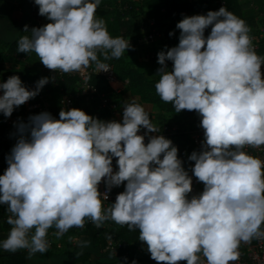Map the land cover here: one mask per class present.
I'll list each match as a JSON object with an SVG mask.
<instances>
[{
  "label": "clouds",
  "instance_id": "clouds-1",
  "mask_svg": "<svg viewBox=\"0 0 264 264\" xmlns=\"http://www.w3.org/2000/svg\"><path fill=\"white\" fill-rule=\"evenodd\" d=\"M34 2L50 22L31 28L17 51L35 52L50 70L80 72L94 63L97 72L108 71L98 53L109 59L110 51L119 59L132 47L96 18L101 0ZM176 28L178 45L158 53L155 89L176 113L201 117L202 148L188 159L203 191L189 198L192 176L171 139L151 135L145 143L159 129L135 100L124 106L122 122L79 108L62 109L59 119L47 111L34 114L16 123L18 139L0 175V205H7L12 226L0 242L4 251L26 249L31 259L48 251L51 227L59 237L84 227L86 219L98 228L111 219L138 229L157 264H204L198 254L207 264H231L242 242L264 238V160L244 150L264 146V56L257 54L245 20L226 7L185 16ZM50 79L55 78L39 79L31 90L18 75L0 82V113L11 117ZM141 128L144 135L138 134ZM122 184L125 190L103 208L112 188Z\"/></svg>",
  "mask_w": 264,
  "mask_h": 264
},
{
  "label": "trees",
  "instance_id": "trees-1",
  "mask_svg": "<svg viewBox=\"0 0 264 264\" xmlns=\"http://www.w3.org/2000/svg\"><path fill=\"white\" fill-rule=\"evenodd\" d=\"M25 2L26 0H0V3L11 8L13 11L18 10ZM255 5H258L259 9H255ZM263 5L264 1L262 2L261 0H257L252 6L247 3H241L239 0H225L223 7H226L228 11L245 20L246 24L251 28L256 25V19L259 14L261 12L264 13ZM220 8L212 0H101L95 15L97 19L105 21L107 30L112 37H121L126 41H130L132 45L139 42L144 36L145 30L148 28V20L154 19L155 25L161 29L165 28L167 34L166 44L161 46V49H156L161 51L174 47L179 43L180 30L176 28V25L184 17L180 16L174 20L171 17L172 11L178 13H182L183 11L198 12L200 9H203L205 11L204 14H206L209 10H219ZM27 17L31 21L27 25L29 28L28 32L24 31V26L20 28L16 36L0 38V45L5 48L0 54V82L6 81L12 75H18L28 88L29 85L41 79L44 73L37 70L36 67L19 66V59L31 55L32 52L19 53L17 51L18 41L23 36H30L31 28L43 26L50 21L45 16H41L40 19H33L31 16ZM14 22L16 23L17 21L14 20ZM210 31L211 26L206 29L205 35L207 36ZM170 32H174V35H169ZM131 53L132 51L125 53L119 59H113L110 51L109 59H104L103 55L98 53L101 63L112 65L117 77L121 81L126 82L127 85L123 91L118 92L113 89L105 78L99 74H92L89 77V85L95 90L92 95H83L77 88L75 78H69L65 82H60L58 86H51V90L59 95L73 94V108L83 109L86 113L104 121H107L112 116L113 109L111 105H115V108L119 110L120 106L125 102V95L127 93L136 95L140 98V103H152L159 107L160 110L177 117L171 120V122L166 123L178 124L180 126L181 133L177 138V143L185 156L188 153L190 156L193 151H200L201 148L192 143L185 126L186 124L200 125L201 117L195 111L182 110L176 113L171 103H165L161 100L155 89L160 76L149 78L146 70H140L137 67ZM148 60L161 67L150 56H148ZM0 94H2V90H0ZM102 95H105L109 100L107 106L102 105ZM51 109L52 116L55 119H59L61 110L58 102L53 103L52 101ZM34 114V112L27 111L25 104H23L15 108L11 116L18 119V121L27 122L29 117ZM6 118L3 113H0V122ZM8 155V144L0 142V175H3L8 167L6 159ZM182 161L183 166H185L186 162L184 159ZM122 186L125 190V185L122 184ZM5 226V228H2V232L10 230L8 224L5 223ZM111 232L115 233L117 238L121 239L128 246L129 252L127 255L120 253V256H114L111 252L107 251L104 254L100 253V250L105 248L107 238ZM73 236L77 237V240L72 244V251L64 252L60 249L49 248L45 253L37 252L31 259L28 258V251L26 249L11 253L4 251L0 247V264H78L88 262L89 260L99 262L100 264H116L121 260L127 261V259L157 264L147 250L142 252L137 250L141 242L138 239V229L131 231L126 225L121 226L114 222L111 231L106 229L104 224L99 228L92 225L84 230H70L65 237L72 238ZM180 264H187V261H181Z\"/></svg>",
  "mask_w": 264,
  "mask_h": 264
},
{
  "label": "built area",
  "instance_id": "built-area-1",
  "mask_svg": "<svg viewBox=\"0 0 264 264\" xmlns=\"http://www.w3.org/2000/svg\"><path fill=\"white\" fill-rule=\"evenodd\" d=\"M214 4L218 5L219 7H223L225 0H212ZM255 9H259L258 5L254 6ZM165 11V9H163ZM204 14L205 11L203 9H200L198 12H191V11H183L182 13H178L176 11L171 12L172 19L176 20L180 16H191V15H197V14ZM257 24L250 28L249 35L252 38V44L257 52L258 55L264 56V13L261 12L259 16L257 17ZM166 38L167 34L164 29L159 28L155 25L154 19L148 20V28L144 32V36L139 40V43H145V44H159V46H164L166 44ZM160 51H152L149 53L148 56L155 59V61H158V53ZM158 63V62H157ZM109 66L108 71H100L97 72L96 65L93 63L90 67L84 69L80 72H73V73H63L60 71H53L46 67L43 69H40L42 73H44L43 77H54V80H49V82L43 87V89L39 92L37 96L30 99L25 103L26 109L29 112H34L35 114H39L41 112L47 111L51 113V106H52V98L54 95L58 96V104L60 106V110H70L74 107V96L73 94L70 95H59L51 90V86H58L60 82H65L69 78H75L77 83V88L83 95H92L95 90L92 89L89 85V77L92 74H99L105 78V80L109 83V85L115 89L116 91H121L123 88L121 87L122 82L118 77L117 74L113 68L112 65L106 64ZM167 65L169 66V70L172 69V61H167ZM262 70H264V66H262ZM42 77V78H43ZM126 83V82H124ZM36 87V83L29 85L28 89H34ZM102 98V105L107 106L109 104V100L105 97V95L101 96ZM111 108L113 109L112 116L108 118L107 121L110 120H116L121 121L122 119H112L114 116L119 115V110L115 108V105H111ZM18 122V119L15 117H7L2 122H0V142L7 143L8 144V152L10 153L12 147L15 145L18 139V133H17V127L16 123ZM155 126L159 129V133H150L145 136V143L148 142V139L151 135H164L166 138H169L173 141V144L178 147V156L182 160L187 162V156L183 153L181 150V147H179L177 143V138L179 137V134L181 133L180 126L178 124H168V123H160L155 124ZM147 132L146 129L141 128L140 132L138 134L144 135ZM188 133V132H187ZM189 137L192 141V143L199 148H202V141L204 139V130L199 127L193 131L189 132ZM249 154L258 157L262 160H264V146H262L260 149H254L251 147H246L244 149ZM113 169L114 171H118V167L115 164V161L113 159ZM99 191L101 193H104L106 189L105 183L102 181L99 184ZM124 188L122 185L118 187H113L111 192L108 195V200H103V208H109L111 207V203H114L116 200V197L119 193L123 192ZM200 192H196L193 188V191L191 195H198ZM191 197V196H190ZM113 223L111 219L104 222V227L108 230L113 229ZM93 224L88 219L85 220V225L82 228L73 227L69 229L66 233H64L62 236H57V229L53 226L48 230L47 233V240L50 243L49 248H53L55 244L58 243L59 239L62 237H65L70 230H84ZM262 230H264V225L261 226ZM58 240V241H57ZM72 240L76 242L77 237L73 236ZM137 250L139 252L146 251L147 247L140 243L137 247ZM107 252H111L114 256H120V253H125V255L128 254V246L123 243V241L119 238H117L116 234L111 232L109 234V237L107 238V244L104 249L100 250L101 254H104ZM239 259L235 262H231V264H264V238H253L250 242L244 243L242 242L239 249ZM201 260L204 261V264H207V261L205 258H203L202 254H198ZM133 261L136 262V264H149L146 261L141 260H121L120 262L116 264H133ZM78 264H100L99 262H93V260H89L88 262H81ZM180 264V263H179Z\"/></svg>",
  "mask_w": 264,
  "mask_h": 264
},
{
  "label": "rangeland",
  "instance_id": "rangeland-1",
  "mask_svg": "<svg viewBox=\"0 0 264 264\" xmlns=\"http://www.w3.org/2000/svg\"><path fill=\"white\" fill-rule=\"evenodd\" d=\"M264 1V0H263ZM34 0H26L24 5L21 7V9L16 10L15 12L9 14L4 11L3 4H0V21H3V19L12 18L15 20H18L20 22V27L27 26L29 22H31L27 17L32 12V6H33ZM264 6V5H263ZM8 14V15H4ZM197 14V13H196ZM27 18L26 22L23 23V19ZM3 32H0V37H2ZM9 37H11L9 35ZM3 38V37H2ZM132 45V44H131ZM5 48L0 45V54L2 53V50ZM156 49H161V46L159 44H145V43H134L132 47H130L127 51H125L123 54L128 53L129 51H132V58L135 60L136 65L138 68H141L142 70H146L149 78H155L156 76H160L159 73H157V70L160 68L158 65H156L154 62L148 60V55L152 51H156ZM113 58V57H112ZM115 59V58H113ZM19 66H26V67H36L37 70L43 69L45 66L42 64V62L39 60V57L35 52H32L31 55L22 57L19 59ZM156 74V75H155ZM135 102L140 104L141 106H148L149 109L146 111L149 112L152 123L153 124H160V123H166L171 122V120L176 119L177 117H174L172 114H169L167 112H164L160 110L159 107L155 106L152 103H140V98L135 95ZM58 100V96L54 95L52 98L53 103H56ZM151 109V110H150ZM186 132L190 134V131H193L200 127V125H192V124H186ZM189 154V153H188ZM187 154V162L185 163L184 168L189 172V175L192 176L193 180V188L196 192H202L204 189L203 183L199 182L196 177L192 174V167L194 166V161H190L188 159L189 155ZM191 193L189 194L190 198ZM10 213L7 212V205H0V242H2L4 239L7 238L9 231L2 232V228H5V223H7L8 217ZM11 229V225L8 224ZM58 241V240H57ZM75 241L72 240L70 237H62L59 239L58 243L54 245L53 249H60L64 252L72 251V244ZM146 247V243H143ZM63 248V249H61Z\"/></svg>",
  "mask_w": 264,
  "mask_h": 264
},
{
  "label": "crops",
  "instance_id": "crops-1",
  "mask_svg": "<svg viewBox=\"0 0 264 264\" xmlns=\"http://www.w3.org/2000/svg\"><path fill=\"white\" fill-rule=\"evenodd\" d=\"M241 3H247V4H249L250 6H252V5H254L256 2H257V0H239ZM258 1H260V0H258ZM262 2H263V0H261ZM0 4H2V3H0ZM24 5V4H23ZM22 5V6H23ZM21 6V7H22ZM21 7L19 8V9H21ZM3 8H4V11L5 12H7V13H9V14H11V13H13V12H15V11H13L11 8H9V7H7V6H5L4 4H3ZM36 11V12H35ZM4 15H8V14H4ZM29 16H31L33 19H40L41 18V15H39V6L38 5H36L35 4V2L33 3V6H32V12H31V14L29 15ZM14 20L15 19H12V18H7L6 20L5 19H3V21H0V32H3V34H2V37L3 38H6V37H9V35L11 36V37H14V36H16L17 35V33H18V31L20 30V22L18 21V20H16L17 22L15 23L14 22ZM24 20V19H23ZM23 22V21H22ZM257 22H258V20L256 19V24H257ZM2 37H0V38H2ZM140 70H142L141 68H140ZM40 71V70H39ZM126 83H124V82H122V85H121V87L123 88L121 91H123L124 89H125V87H126ZM135 97V95H132V94H130V93H127L126 95H125V102L120 106V109H119V115H116V116H114L112 119H123V108H124V106L126 105V104H128V103H130V102H132V100H135L136 98H134ZM137 103V102H136ZM145 104V103H144ZM143 104V105H144ZM144 108H145V110H147V109H149L148 108V106H143ZM151 110V109H150ZM155 125V124H154ZM140 243H144V242H140ZM61 249H63V248H61ZM181 262V261H180ZM180 262H178V264L180 263ZM161 264H164V262H161Z\"/></svg>",
  "mask_w": 264,
  "mask_h": 264
},
{
  "label": "water",
  "instance_id": "water-1",
  "mask_svg": "<svg viewBox=\"0 0 264 264\" xmlns=\"http://www.w3.org/2000/svg\"><path fill=\"white\" fill-rule=\"evenodd\" d=\"M26 20H27V18L25 17L24 20H23V23H25ZM113 159H114V161H115V164L117 165L116 161H117L118 158H113Z\"/></svg>",
  "mask_w": 264,
  "mask_h": 264
}]
</instances>
